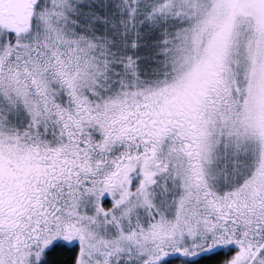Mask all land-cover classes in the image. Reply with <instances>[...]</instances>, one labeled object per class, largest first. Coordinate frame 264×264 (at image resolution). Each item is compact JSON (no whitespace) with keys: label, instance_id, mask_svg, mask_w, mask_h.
I'll return each instance as SVG.
<instances>
[{"label":"snow or ice","instance_id":"snow-or-ice-1","mask_svg":"<svg viewBox=\"0 0 264 264\" xmlns=\"http://www.w3.org/2000/svg\"><path fill=\"white\" fill-rule=\"evenodd\" d=\"M0 264H264V0H0Z\"/></svg>","mask_w":264,"mask_h":264}]
</instances>
